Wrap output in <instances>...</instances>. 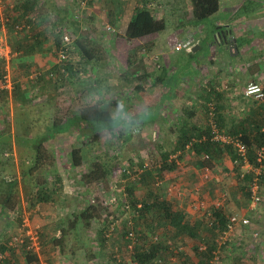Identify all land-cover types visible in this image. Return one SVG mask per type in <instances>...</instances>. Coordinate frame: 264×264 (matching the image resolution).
Wrapping results in <instances>:
<instances>
[{"label": "crops", "instance_id": "crops-1", "mask_svg": "<svg viewBox=\"0 0 264 264\" xmlns=\"http://www.w3.org/2000/svg\"><path fill=\"white\" fill-rule=\"evenodd\" d=\"M73 1L77 5H69L67 0H44V5H38L36 7V9H38L39 7L44 6V12L41 14V17L37 19L39 23L37 20L31 23L32 27L37 24H44V34L41 33L43 35V40L48 38L46 37L48 32L51 33L52 31L55 35V31L58 27L59 29L62 28L60 32L64 31L69 33L72 42L70 44V53L68 47L69 59L67 64L72 60L73 71L78 74H83L85 71L84 69L88 66L94 67L96 59H101L103 56L105 57V54L108 56L109 61H116V55L124 56L126 59L124 67H126L123 68L124 70L122 69V76H119L121 83L116 82L114 85L110 83L104 87L106 98L102 99L104 100L102 103L105 105L107 104V108L108 106H110V108H117L114 113L111 111L112 109H108L112 114H119L118 112H121L120 109L123 107L127 112L125 111L126 113L120 114L137 120L139 122L137 126L142 130L143 137L150 138L152 135H154V137L156 136V141L160 143L162 151L160 150V154L156 157L157 160L154 161V159H151L153 164H161L162 152H168V154L170 153V155H172L173 153L171 152L179 149V138L183 135L182 132L184 129H186L192 138L202 135V133L207 130L210 104L213 103L215 105L216 116H219L221 119L220 121L222 124L220 129L229 134L228 131L235 129L232 128L235 124L250 119L253 110L256 109L259 104L264 103V101H257L244 94L245 87L250 82H258L264 85V69H261L259 66V63H263L264 60V0H231L234 1L235 5H222L221 3L223 0H221L218 12L200 23L193 21L192 7L189 0H90L85 4H82V0ZM254 1L255 3L257 2L258 5H246ZM138 8L153 10L156 17L164 18L166 20L167 28L158 33L128 40L126 30ZM19 9L22 11L24 8L20 6ZM166 10L169 11L170 16ZM174 10H182V13L178 16L176 22L170 19V13L174 12ZM17 12L12 11V14L16 13L18 16L20 13ZM125 12H128L129 17L126 20H122V16ZM222 13L223 16L220 15ZM28 15L33 14L30 13ZM76 15L78 16L77 19ZM215 15L219 16L212 20L213 38L209 39L208 44L204 49L202 46L203 39L205 40L207 38L203 33V30L206 27L205 23L208 20H211ZM27 16L24 17L23 22L26 21L25 19ZM86 16H88V18H86ZM105 24H108L112 29H104L103 26ZM7 26L9 27L8 24L4 27L0 23V38L10 46L12 51L11 58L8 57V59H4L6 62V68H4L3 71L0 70L4 75H10L12 71V65L10 63L15 56H19L18 59L13 60L14 64L17 61L19 63V67H16L17 69H15V66L13 65L15 74L22 70L26 73L27 69V71H29L28 73H31L30 78H33V74L36 75L43 69L47 71L53 68V64L51 65V63L46 67H43L38 63V55L43 56L44 53L45 57L46 54L44 50H39L40 47H37V51H35L33 55H22L19 53L16 49H22L28 44V42L25 41L26 38L23 36L26 32H19V36L16 35V31L11 32L10 34ZM260 30H262L261 33ZM2 35L5 36L3 37ZM217 35H221L219 36V39L216 38ZM192 37H196V39L191 50L196 53L197 57L190 61L191 65L187 67L183 73H179L181 65H184L186 62H183L182 60L176 62L177 60L174 61V59L179 60L185 53H182L183 50L176 51L175 45L179 41L192 39ZM98 42L102 43L99 50L97 49L98 47H95ZM255 48L257 49L256 52L259 61H257L256 56L252 54V50ZM72 51L75 55L72 54ZM250 54L252 55L250 56ZM114 55L116 57H113ZM75 57L77 60L73 59ZM75 63L79 64L80 67L77 65L74 67ZM103 63L105 64V62ZM70 65L72 66V64ZM132 69L136 71L135 76L142 80V87L141 90H139V93L132 90L125 78L127 70ZM65 71L68 73V70ZM94 72H97L96 67L92 72V75L94 76L90 78L88 77L85 80L86 83L88 81L91 83L86 86L82 83V86L80 87L81 89L86 88L85 91H88V93H83V91L79 100H72L71 102L73 106L79 105L84 107L86 105H94L95 99L93 98L95 97L91 94L90 90H93L96 87L93 83L100 81V79L96 78ZM115 86H120L119 91L121 92L117 97L118 99H115L114 97L110 98L107 94L109 91H112ZM40 88L42 89L41 86ZM40 88L39 84L32 85L28 80L15 82L12 80L10 87L0 90V138L7 140L11 138L15 139V136L18 133H16L14 121L18 120L17 117L23 116L22 120L24 127H22L23 133H21L23 136L22 139H24L23 145L31 153L32 151L30 149L29 140L46 135L48 132V126H51L52 123L55 122V119H60L61 125H64L65 122L72 120L79 113L78 110L71 109L67 116H60L59 111H62L65 105L61 103L62 101L53 102L54 99L50 95L47 97L48 91L44 89V86V98L47 97L45 102L47 108H45V111L49 110V112L46 113L44 118L42 115L31 118L28 116V112L31 108V103L34 101L32 99V92L35 89H39L38 92L43 93V90L40 91ZM61 88L63 89L62 94H64L66 87L63 85ZM125 90L127 91L125 92ZM128 90L130 91V94H134L135 96H129V94H127ZM38 92L36 94H38ZM83 99L85 101H83ZM87 100L88 104H86ZM254 101L258 102L255 107H253L254 105L251 106V103ZM19 121H21V119ZM11 122L13 123L12 125L10 124ZM38 122H44L43 127L31 133V129H28L27 126H31V124L34 125ZM5 123L8 124L5 125ZM26 123H29V125L26 126ZM77 128L78 127L75 125H70L67 130L57 132L55 136L49 140L52 141L53 139L67 137L71 138L74 136V130ZM148 128L153 130H150L149 132ZM161 139L162 144L166 143V146L161 145ZM65 142H67V140H64L63 143ZM44 145L54 153L55 165L53 168L57 170L56 172L57 174L59 173L58 176H60V181L58 183L55 182L54 177V184L51 185L50 182H48V177L44 184L48 190V195L53 191L52 189L56 191L53 192L52 195H49L48 202L40 201L42 202L41 205H43V209L46 210L49 209L48 204L50 205V203L55 207L56 203H69L68 201L72 200L73 197L62 194L65 187V180L62 178L59 171L62 167V159L59 160V156H57L58 152L54 151L52 145H47L46 142ZM69 145L70 147H68ZM69 145H60V151L63 147L65 148V152L70 154V151L73 148L83 146L79 144L73 146V142ZM13 146H16V140H14ZM184 152L185 159L183 165L178 167V169H185L186 166H189L188 161L191 159V164H194V170L198 171V173L202 172L201 177L205 182L206 179L203 178L205 170L211 171L213 169L218 170L221 167L224 168V165H226L224 160L229 163V167H232V162L235 159V156L232 158L224 150L222 157L217 158L215 161L213 160V166L209 167L205 164L206 161L203 159L204 155L196 154L195 151L187 149H185ZM61 153L64 154V152ZM143 161V163H145L147 160L144 159ZM69 163L76 170L82 168L84 164L83 162L79 166H74L72 164V159H69ZM168 172L170 174L172 173V171ZM168 172H164L162 177L165 183L166 178L169 177ZM231 174L233 175V170ZM82 177L83 174L79 176L77 182H79L81 185L80 187H82L83 190L86 189V191H89L91 189V183H85L86 181H84ZM175 180L176 179H174L173 182H176ZM173 182V187L168 188L169 191L175 190L176 186ZM163 183L160 188L155 186V182L152 183V186L154 189H159L162 195H166ZM170 184L168 185L170 186ZM237 184L239 183L236 182V185ZM236 185L234 187H236ZM149 188H151L150 185L143 184L140 185L138 189L145 190L146 192ZM237 194L240 193L237 191ZM1 195L0 207L2 206L5 210L4 213H0V221L3 219L6 220V228H9L11 224L10 221H13L12 219H16L18 216H21L23 226L29 225V217L24 216L27 215L26 211L23 210L22 213L20 209H17L14 206L17 200L13 192L10 193L8 197L7 194ZM76 196L77 199H75V201L81 205V194L77 193ZM190 197L193 200L197 199L194 195ZM170 200L176 203L173 198ZM24 202H26V200H24ZM36 206L40 207V204ZM84 209L85 208L83 207V210ZM187 210L190 211L189 213L192 217L194 216V219L198 218L195 213H193L194 209L191 208L190 202L187 205ZM72 212L70 214L71 218L73 215ZM222 212L225 214L224 209ZM29 214L31 215V212H28V216ZM1 227L2 225L0 226V248L3 246L4 248H7L8 242L11 238H13L14 235H19L22 232V229L19 228L17 231L14 229L15 232L10 234L11 236H6L4 233L5 228L3 231ZM258 227L259 226H257L255 222H252L250 229L252 232H258ZM64 228V225L61 226V229L58 228L57 233L62 235L61 233H63ZM65 231L66 232L64 233L66 235L63 237L59 236L55 243H45L43 246L54 247L61 255H63L65 244H67L66 236L69 233H73L71 240L73 243H77L78 240H80L78 237V231L69 228H66ZM248 235H244L243 238L241 237L242 240H245L246 238L248 239V245L245 247L246 251L252 255V257H249L248 263L253 264V260H255V264H263L260 263L258 259H254V256L257 252L256 257L261 255V258L264 260V251L260 252L261 250H264V238L262 239L260 234L258 237H253L251 234ZM242 240L239 243H244ZM93 242L96 244L98 243V246H93V251L88 253V255H83L84 253H81L80 255V250H72L69 253L70 258H67V255L64 254L63 259L66 260L67 263L71 261L70 263L72 264H122L118 262L120 261V258L116 257V255L119 254H113L114 252L109 240L103 244H101V242L99 243V241ZM81 244L84 245L85 243L81 242ZM114 249L117 252H124V250H126L125 243L123 242V244L116 246ZM104 250L109 252L108 254L105 253L107 257L101 258V251H103L104 255ZM14 252H16L15 255L24 254L22 248H19L18 251L13 250L12 254ZM40 253L37 254L38 260L36 264H54L53 260L49 259L48 261L47 258L49 257H45L44 259V254L41 256ZM76 254L80 259H78ZM49 255L50 253L47 254V256ZM13 258L16 261L14 254ZM23 259L25 263H28L26 257ZM16 262L22 264L21 262ZM57 262L58 263H55L64 264V262L59 259Z\"/></svg>", "mask_w": 264, "mask_h": 264}, {"label": "rangeland", "instance_id": "rangeland-1", "mask_svg": "<svg viewBox=\"0 0 264 264\" xmlns=\"http://www.w3.org/2000/svg\"><path fill=\"white\" fill-rule=\"evenodd\" d=\"M67 1L69 5H77L73 0H67ZM221 4L222 5H233L234 1L223 0ZM37 5H44V0H38ZM246 5H258V3L257 2L255 3L254 1ZM71 9H72V6H71ZM19 10L20 9L18 8V10H15V11L16 12L18 11L17 13L21 14L22 12L21 10L20 11ZM166 11L169 15V11L168 10ZM8 12L9 11H6V15L10 14L11 18L17 17L16 13L12 14V12L11 13H8ZM43 12H44V6L39 7L38 9H36L35 12H31V14H33V16H36V18L38 19L39 17H41V14ZM181 13H182V10L180 11L174 10V12L170 13L171 14L170 19L176 22L178 20V16ZM223 13L220 15L223 16ZM218 16L219 15L213 16L211 20H208L205 23L206 27L203 30V33L205 34L204 36H206L207 38L205 40L203 39L202 46L204 47V49L206 45L208 44L209 39L213 38L212 20ZM128 17H129L128 12H125V14L122 16V20L124 19L126 20L128 19ZM86 18H88V16H86ZM40 22H44V21H40ZM7 24L9 26L10 24H12V29H14V25L12 22H8ZM7 28L9 29L8 26ZM43 29H44V24L42 25V23L34 25L33 27H31L30 31L26 32L25 35L23 36L26 38V40H32V38L37 37L38 34L43 33L44 31ZM13 31L14 30H12V32ZM261 32L262 30H260V33ZM9 33L11 34L10 30H9ZM117 34L120 35L119 33ZM47 37L48 38H45L43 40V43L39 46L40 47L39 50L40 51L44 50V52L46 53L45 57H44V53H43V56L38 55L39 56L38 63L41 64L43 67L44 66L46 67L47 65L49 66L51 63V65L53 64V68L47 71L44 69L41 70L40 73H38L42 75L41 80L35 79V76H36L35 74H33L32 76L33 78H30L31 73L29 74L28 73L29 71H27V69H26V73L23 72L22 70L15 74L14 71L15 69H17L16 67H19L18 61L15 64L13 62L14 59L19 58V56L18 57L15 56L12 58L13 60L11 59L12 61L10 64L12 65V68H11L12 71L10 73V76L12 74L11 81L13 80V82L20 81V80H23V81L28 80V82H30L32 85L39 84V88L40 86L42 87V89L40 88V91L43 90V87L45 86L44 89L48 91L47 97H49L50 95L54 99L53 102L62 101L61 103L65 105L64 109L62 111H59L60 116H63V117L67 116L70 113L71 109L80 111V109L83 107L79 105L73 106L71 101L79 100L80 95H82L83 93H86V94L88 93V91H85L86 88L81 89L80 87L82 86V83H84L85 86L91 83L90 81L86 83L85 80L88 77L90 78L94 76L92 75V72H93V69H95V67L97 71L96 73L94 72L95 76L97 79H100V81L93 83L95 84L96 87L94 88L93 86L94 89L90 90L91 94H93L95 97L93 98L95 99L94 105L102 104V102L104 101L102 99L106 98L104 94V91H105L104 87L106 85L110 83L114 85V83L116 82L121 83V80H119V76H122V69L126 67V66L124 67V65L126 64V59L124 58L123 55H120V56L116 55L117 56L116 61L114 60L109 61L108 56H106L105 54V57L103 56V58L101 59H96V62H94V67L88 66L87 68H85L84 69L85 71L83 72V74L75 73L73 71L74 68L71 69V67H73V62L72 60H70L68 65H67V62L65 63V65H61L65 68L66 66L67 68L69 67L68 73L67 71H63L62 74H59L58 69L55 70L56 67L59 68L61 66L58 61L59 59L58 49L56 48V42L54 40L55 38L54 32L52 31L51 33L48 32ZM195 39L196 37L194 38L192 37L193 43L195 42ZM26 42L29 43V41H26ZM101 45L102 43L98 42V44H96L95 47H98L97 49L99 50L101 48ZM70 50H71V45L69 46V53H70ZM252 51H253L252 54L256 56V60L259 61V58L256 52L257 49L255 48ZM182 53H185V54L179 60L174 59V61L177 60L176 62H179L181 60L183 62L184 61L186 62L184 63V65H181V69L179 70V73L181 72L183 73L185 69L191 65L190 61L197 57L196 53H194L192 50H183ZM72 54H73V51H72ZM252 54H250V56ZM73 55H75V53ZM116 56L114 55L113 57H116ZM73 59L77 60L76 57ZM102 61L105 62V64ZM70 64H72V66ZM13 65L15 66V69H13ZM75 65L80 67L79 64L77 63L74 64V67ZM259 66L261 69H264V60H263V63H259ZM4 68H6V62L0 61V69L3 70ZM2 76L3 75L1 74V71H0V77ZM55 77L56 78L58 77L57 81L54 80L56 79ZM63 85L66 87L64 94H62L63 89L61 88ZM38 90L39 89H35L32 92V99L34 101L31 103V108L29 109V112H28V116H30L31 118H35L38 115L39 116L42 115V117L44 118V116H46V113L49 112V110L45 111V108H47V106H45L47 97L44 98V90H43V93L42 92L39 93ZM119 90H120V86L118 87L115 86L113 87V90L109 91V93L107 94L110 98L114 97L115 99H118L117 97L119 93L121 92ZM126 91L127 90H125V92ZM37 92L38 94H36ZM129 92L130 91L128 90L127 94H129V96H135L134 94H130ZM83 101L85 100L83 99ZM257 103L258 102L254 101L251 103V106L254 105L253 107H255ZM86 104H88V100ZM108 109H112L111 111L114 113L116 112L117 108H110V106H108ZM22 117L23 116L17 117L18 120L14 121V125L16 127V133L18 134H16L15 139L13 138L9 139L11 141L12 146L10 147L9 150L8 149L5 150L3 156L0 155V182L5 181L4 184L0 185V195L4 194V193H1V191L3 190V187L6 188L7 186L6 183L8 184L12 182V184H14L12 187V192L15 195V198L17 200L14 206L17 209H20L22 213H23V210H25L27 215H24V216L29 217L28 218L29 227L33 228L34 230L39 231L40 242L42 245L41 249L43 250L42 251L40 249L39 251V253L41 252L40 255L43 256L44 254V259L45 257L46 258L49 257L47 258V260L48 261L49 259L53 260L54 264L58 263L57 262L58 259L64 262V264H72L70 263L71 261L67 263L66 260L63 259L64 254L67 255L66 256L67 258H70L69 253L72 250H76V251L80 250V255L81 253H84L83 255H88V253L93 251L94 247L98 246V243L96 244L93 241H99L100 236L98 234V231L102 229L104 225H108L109 229L111 227H114V231H113L114 233L109 239V242L111 243V247L114 252L113 254L115 253L117 254V251L114 248L116 246L123 244L124 231L126 229H129L130 227L129 223L131 221L134 222L132 213H130L129 211L127 212L120 211L121 205L119 202L113 205H109V206H103L101 202H98V205L90 206L94 212V215H96L95 218L91 220L89 227L86 225H84L83 227V224L80 223L81 228H79V231H78V237L80 238V240H78L77 243L75 242L73 243V241H71L73 233H69L66 236L67 244H65L63 255H61L54 247L53 248L49 246L44 247L43 244L55 243L56 239L59 236L61 237V235L57 233L58 228L61 229L62 225L68 227V225L71 223L70 221L71 212L73 211L72 212L73 214L79 216L80 213L83 212V207L86 208L87 206H89V199L92 196H96V198L99 201H101L102 198L104 199V198H108L111 195H116L117 198L122 201L125 198V196L128 194V187L130 186L128 180H131L132 178L129 179L127 177H121L120 175L121 169L123 168L127 169L129 167L127 166V164L132 163L134 166L133 170L137 171V169H139L138 168L139 163L140 162L143 163L144 159L149 161L150 164L152 163L150 161L151 159L152 160L154 159V161L157 160L156 157H158V154H160V150L162 151V148L160 147V143L156 141L157 139L156 136L154 137V135H152L150 136V138L143 137L142 130L139 128V126H134L133 138L129 140L127 143L122 145L120 143V140H118V137H116V135L114 134L104 133L103 137L99 139H93L94 135L91 131L84 129L81 126L80 127L78 126V128L74 130L75 132L74 136L71 138L69 137L58 138V139H53L52 141L50 140L46 141L47 145H50V146L52 145V147L54 148V151L58 152L57 153L58 155L57 154L56 155L59 156V160L62 159V162H61L62 167L59 170L62 178H64L65 180V187L62 191V194L68 195L69 197H73V198L72 200L68 201L69 203H65V202L56 203L55 207H53L54 205L49 202L50 203V205L48 204L49 209L44 210L43 205H41L42 202H40V200H36L37 196L35 195L36 189L38 188L37 184L35 183L37 179L35 175L37 174V172L42 173L43 169L37 171L34 174V176L33 174H28L27 176L26 173H28L29 166L32 163L33 154L23 144L19 145L18 143V141L23 143V139H22L23 136L21 135V133H23L22 127H24L23 126L24 123H23ZM20 119L21 121H19ZM43 123L38 122L34 125L31 124V126H27L29 125V123H26V126L28 129H31L30 132L33 133L35 130L41 129V127H43ZM7 124L5 123V125ZM10 124L12 125L13 123L11 122ZM148 130L150 132V130L152 131L153 129L148 128ZM14 140H16V146H13ZM64 140H67V142L63 143ZM109 140H113V141L110 142ZM164 140H167V139H164ZM72 142H73V146H77L78 144L83 145L82 150L84 149L83 153L85 154V159H84V164L82 168H79V170H76L75 168H73V166L70 165L69 159H71V155L65 152V148L62 147V150L60 151V145L62 144L69 145ZM161 145L166 146V143L162 144V139H161ZM68 147H70V145ZM61 152H64V154H62ZM224 161L226 164L224 165L225 166L224 168L221 167L218 170L213 169L211 171H208L209 173L208 180H206V182L201 177L202 172L198 173V171L194 170L193 168L194 164H191V159L188 161L189 166H186L185 169L172 170L171 174L168 172L169 177L166 178V183L163 181L164 190H166V195L164 194L163 197H165L168 200L173 198V200L176 201L175 203L176 208L181 209L184 213H186L187 215L185 214V216L187 217V220L189 221H192L194 219V216L192 217L191 214L189 213L190 211L187 210L188 203L191 200H193L190 196L194 195L197 198L196 200L198 201L204 200L206 202L208 210H196V211L193 210V213H195V215L198 217L197 219H200L202 221V228L200 231L199 239H201L200 242L203 244L207 243L206 241H211L213 238H216L217 236L218 232H216L215 229L214 230L211 229L210 224H209L210 222L208 223V216L206 215H207V211H210V210L213 211L212 202H214L215 199L219 197L221 193H223V191L227 192L229 195L228 202H226V206L223 208L225 214H230L232 212L239 211L241 207L247 206V202H246L247 193H246V188L244 187L245 186L244 181H241L239 177L237 178L235 175L237 171L233 168V166L229 167V163L226 160ZM94 162L108 163V165L110 166L111 172L109 173V176L106 179L107 180L106 183H103V182L100 184L95 183L96 185L91 183V189L89 191L88 190L86 191V189L83 190L82 187H80L81 185L77 181H78L79 176L83 174L84 172H86L87 170H89ZM232 170H233V175L231 174ZM53 174H55V172ZM53 174L50 177L48 176L49 177L48 181L50 182L51 185L54 184ZM48 177H46L45 179H47ZM154 178L152 177V181L154 180ZM40 179L41 181H43L44 177ZM174 179H176L175 180L176 182H173ZM132 180H133L132 182H134L135 186L137 187L136 197L142 200L146 192L145 190H141V189L139 190L138 188L140 187V185H143V184L147 185V184L144 182L139 183V181H137L136 179L135 180L132 179ZM234 180L239 184L237 185L235 184L236 187L230 189L229 182L234 181ZM172 182L175 184L176 187H175V190L169 191L168 188L169 187L172 188V185H171ZM42 184H43L42 187L44 188V181ZM168 184H170V186ZM101 187H103L104 193L103 191H101ZM261 188H262V194H263V202L259 205L257 212H255L254 217H253V222H255L257 226H259L257 230H258V233L261 235L260 237L263 239L264 238V177L263 175H262ZM52 190L53 191H51L49 195H52L53 192H56L54 191V189ZM237 191L240 194H237ZM77 193H80L82 196L81 205H79L77 201H75V199H77V196H76ZM24 200H26V202H24ZM38 204H40V207L36 206ZM76 207H77V210H76ZM4 210L5 209H3L1 206L0 213H4ZM28 212H31V215L29 214L28 216ZM47 212H50V213H47ZM121 212L122 214H120V216L117 217L116 216L117 213H121ZM12 220L13 221H10L11 224L9 228H6L5 219L0 221L2 222L0 223V226L2 225L1 229H3L4 231V228H5L4 233L6 236H11L10 234L15 232L14 229H16L17 231L19 228L21 229L24 228L23 223H22L23 221L21 220V216H18L16 217V219L14 218ZM135 227H137V224L135 225ZM138 229H141L144 231L143 227L138 228ZM156 231H159L161 233L160 242L168 246L170 250L168 251V254L164 257L162 264H180L182 258L179 256L181 254H183L181 255L183 258L186 256L190 261L194 262L198 260V255L195 253V250H194V246L198 244L197 242H194L192 239L186 236L179 237L174 232V229L171 227H161L160 229L158 228V230ZM248 234H251V235L253 234L250 228H244V227L238 228L235 231V233L232 235V241H233L232 243H234L232 247L233 248L237 247V244H239L243 236L248 235ZM243 241L244 243H246L245 245H248L247 238L245 240H242V242ZM81 242L85 243L84 245L86 246L82 245ZM89 243H92V244H89ZM176 246H179L180 250H179V255L174 256V252H176V249L179 248V247L176 248ZM240 246L241 245H238L237 247L238 249L236 248L231 249L232 247L227 248L228 250H231L229 252H227L228 250H226L225 252L222 251L221 259L223 260H220V261L217 260L216 262L218 261L219 262L218 263L214 262V264H231L230 262L231 260L229 259L230 257L231 259L232 257L234 258L235 255H237V252L239 253L241 251L239 249ZM263 251L264 250H261L260 252H263ZM108 252L109 251L106 252L104 250V255H103V251H101V254H100L101 258L107 257L105 253L108 254ZM15 253L16 252H14L13 254L16 257V261L21 262L22 264L25 263L23 259L25 258L24 254L15 255ZM48 253H50L49 256H47ZM119 254L121 255V258L125 257L126 258L125 260H130L133 258L132 255L126 250H124V252L119 251ZM256 254L257 252L255 253L254 258L258 259L260 263L264 264V260L263 258H261L262 256L260 255L256 257ZM246 257H252V255L248 253L246 254ZM78 259L80 258L78 257ZM245 262L248 263V259Z\"/></svg>", "mask_w": 264, "mask_h": 264}, {"label": "trees", "instance_id": "trees-1", "mask_svg": "<svg viewBox=\"0 0 264 264\" xmlns=\"http://www.w3.org/2000/svg\"><path fill=\"white\" fill-rule=\"evenodd\" d=\"M220 1L221 0H189L192 7L193 21L196 23H200L210 18L220 9ZM37 4L38 0H23L21 7H23L24 9L21 11L22 13L19 14L17 17L11 18L13 25L14 21L15 23H22L25 16H27L31 12H35L36 7L38 6ZM166 28V20L164 18L156 17L153 10L147 8H138L127 27L126 36L128 40H133L147 36L149 34L161 32ZM9 30L10 32H12V24H10ZM60 30H62V28L59 29L58 27L54 35V40L56 42L57 49H59L62 40V33L60 32ZM16 35H18V33H16ZM25 41H29L27 46L23 47L22 49L16 50H18V52L22 55H33L34 52L37 51V47H39L43 43V35L38 34V36L32 38V40L25 39ZM56 69H58L59 74H62V67H56L55 70ZM71 69H73V67H71ZM65 70H69V67L67 68L66 66ZM2 71L1 74L4 75ZM135 75V70H127V72L125 73V78L132 90L134 92L139 93V90H141L142 87V80ZM35 78L37 80H41L42 75L37 73ZM57 78L52 79L57 81ZM125 111L126 110L124 109V111L118 112L119 114H112L108 110L107 104L105 105L102 103L100 105H86L80 109L78 115H76L72 120H68L67 122H65L64 125H61L60 119H55V122H53L51 126H48V132L46 135L29 140L30 149L33 154V160L29 166L28 173L26 174L27 176L28 174H33L34 176L37 171L43 169L42 173L37 172V174L35 175L37 178L35 183L38 187L35 192V195L37 196L36 200H40L42 202L49 201L47 189L45 186L44 188L42 187L43 181L44 184L46 183V177L52 176V174L55 172V174H53V177H55V182L58 183L60 181V176H58L56 172L57 170L53 168L55 165V155L52 151L45 147L44 143L49 139L53 138L57 132L67 130L70 125H75L77 127L81 126L84 129L91 131L94 135L93 139H99L103 137L104 133L114 134L116 135V137H118V140H120V143L123 145L133 138L134 126H137L139 124L137 120L131 119L130 117L122 116L120 114L127 112ZM220 120V117L216 116V121L218 125L220 124L219 127L222 124ZM232 128L235 129L228 131L229 134L240 135L242 141L248 145L250 160L255 163L256 150L258 148L264 147V103L259 104L256 109L253 110L250 119L235 124ZM182 134L183 135L179 138L180 143L178 144V150H184L186 145L195 138H192V136L188 134L186 129L183 130ZM203 135L207 136L205 140H201V137ZM195 139H197V141H194L192 143L191 148L193 151H195L196 154H208L209 159L206 160L205 164H207L209 167L213 166V160L215 161L217 158L222 157L224 150L232 158H234L235 156L234 150L231 146L222 147L219 142L212 139L211 131L208 126L207 130ZM109 141L112 142L113 140ZM20 144L24 143L19 142V145ZM11 146L12 144L10 140L0 138V155L3 156L5 150H9ZM82 148L83 146L75 147L71 150L70 155L72 159V164L74 166H79L84 162L85 154L83 153L84 149L82 150ZM178 150L176 149L171 153H175ZM169 157L170 153L168 154V152H162V161L159 165H156V163H154L152 167L148 168L145 167L142 162H140L138 167L139 169H137V171H134L133 164L128 163L127 166H129V169H121V177H127L131 179V174H133L137 176L136 180L139 181V183L144 182L147 185L151 186V188L146 191L144 198L140 200L136 197L137 187L135 186L134 182H132L133 180H128L130 186L128 187L127 196L129 199L128 202L130 203L132 211H134L133 213L135 215L133 217V224L135 223L134 226L137 224V229L143 227V235H146V237L149 236L148 234L154 233L156 230H158V228L160 229L161 227H171L174 229V232L179 237L186 236L192 239L194 242H197L198 244L194 246V250L195 253L198 255V260L194 262L190 261L185 255V257L183 258L181 256L183 254H181L179 256L182 258L180 264H214L213 261L215 260V252H219L218 260H223L221 259L222 251L225 252L226 250H228L227 248H231L234 243H232L231 246H228V244L220 248H218L217 246L218 244L216 242V238H213L211 241H206L207 243H201V239H199V237L202 228V221L200 219H194L193 221L187 220L185 213L181 209L176 208L174 202L163 197L161 191L159 189H154V187L152 186V183L155 182L157 176L159 178H162L164 172L178 169L175 160L170 162ZM140 169H142L143 171H140ZM127 170H131L132 172L130 174H127ZM110 172L111 169L108 163L94 162L91 168L83 173L82 179L86 181L85 183H106V179L108 178ZM262 175L264 177V172ZM42 177H44L43 181H41L40 179ZM152 177H155L153 181ZM246 178H249V176H247ZM4 182L5 181L0 182V185L4 184ZM6 185V188L3 187L1 193L7 194L8 197V195L12 193V187L14 184H12L11 182L8 184L6 183ZM244 187L246 188V186ZM119 203L121 206L124 205V203L120 199ZM139 204H141L140 208L137 207ZM90 206L95 205L89 202V206H87L83 210V212L80 213L79 216L75 214L72 215V218L70 220L71 223L68 225V227L65 226V228L63 229V233H61L62 237L66 235L64 233L66 232V228L79 231V228H81L80 223L83 224V227L84 225L89 227L91 220L94 219L96 216L94 215V212ZM121 210L122 209L120 208V211ZM222 211V209L213 211V216L215 217L218 223L216 222L215 226L210 227L211 229H215V231L218 232L217 235L219 234V231L226 226L227 222V215H225ZM127 230L128 229L124 231V234L127 232ZM108 232V225H104V227H102V229L98 231V234L100 236L99 243L101 242V244H103L104 242L110 239L109 237H107ZM245 244L246 243L238 244L241 245L239 248L241 251L239 253L237 252V255H235L234 258L232 257L231 259L230 257L229 260H231V264H249L244 262L247 259L249 260V257H246V253H248V251H246L245 246L247 245ZM201 245L205 246L204 250L200 249ZM177 247L179 246H176V248ZM237 247L234 248L238 249ZM21 248L25 257L27 258L28 263H33L34 261L37 262L38 257L36 254L27 251L25 247ZM234 248L232 247L231 249ZM0 249L2 251L7 250V248H4V246ZM179 250L180 247L176 249V252H174V256L179 255ZM168 251H170L168 246L162 244V242H157L156 244H153L148 250H141L140 248H136V252L133 255V259L137 262V264H162V261L164 260V257L168 254ZM229 251L231 250H228L227 252ZM254 261L255 260H253V264H255ZM218 262L215 261V263Z\"/></svg>", "mask_w": 264, "mask_h": 264}, {"label": "built area", "instance_id": "built-area-1", "mask_svg": "<svg viewBox=\"0 0 264 264\" xmlns=\"http://www.w3.org/2000/svg\"><path fill=\"white\" fill-rule=\"evenodd\" d=\"M90 0H82V4H85L86 2H89ZM23 0H0V23L4 27L8 22H11L10 14L6 15V11H9L8 13H11L12 11L18 10V8L21 6ZM76 15V19H77ZM26 21L23 23H15L14 24V31L16 33L19 32H28L30 31L32 27V22H35L37 20L36 16L28 15L25 19ZM104 29L111 30L112 28L108 25H104ZM62 33V40L61 45L58 49V61L60 66L65 65V63L69 59L68 54V47L72 42V39L67 32H61ZM194 43L192 42V39H185L183 41H179L175 45L176 51H182V50H191ZM11 48L10 46L4 42L0 38V61H5L4 59H8V57L11 58ZM61 71H65V67L61 66ZM11 86V77L8 74L3 75L0 77V90L5 89ZM258 89V91H257ZM245 96L254 98L257 101H264V85L258 82H250L246 85ZM208 127L211 131L212 139L219 142L222 147H228L231 146L234 150L235 159L233 160V168L237 171L236 177L241 179V181H244L246 186V202L247 206H243L240 208L239 211H235L229 215H227V222L226 226L219 231V234L216 237V242L218 248L228 245H232V235L235 233V231L238 228H250L253 217L255 212H257L259 205L263 202V194H262V174L264 172V147L258 148L256 150V162L253 163L249 158V148L248 145L245 144L242 139L240 138V135H231L228 133H225L222 131L216 121V113H215V105L212 103L209 106V119H208ZM207 138L206 135H203L201 137V140H205ZM194 141H197V139H193L191 142H189L185 149L192 150L191 146ZM184 149V150H185ZM184 150H178L177 152L173 153L169 157V161L175 160V163L177 167H181L183 165V161L185 159ZM203 159L206 161L209 159L208 154H204ZM152 162V160H150ZM153 163H149V161H145L144 166L145 167H152ZM158 165V163L156 164ZM123 168L122 170H124ZM140 171H143L140 169ZM206 171V172H205ZM203 177L208 180V171L205 170ZM131 171L127 170V174H130ZM249 176V178H246ZM132 179H137L136 175L131 174ZM236 182V181H235ZM163 183V179L156 177L155 180V186L157 188H160ZM236 184V183H235ZM234 181L229 182L230 188H233L235 186ZM172 185V184H171ZM173 187V185H172ZM101 191H103V187H101ZM104 193V191H103ZM229 195L227 192L223 191L219 197L215 199L214 202H212V208L214 210H223V208L226 206V202H228ZM128 196L126 195L125 198L122 200L124 203L123 206H121L123 212L129 211L132 213V217H134V211H132L131 205L128 202ZM89 202L93 205H98V202H101L103 206H109L113 205L115 203L119 202V199L116 195H111L108 198H102L101 201H99L96 196H92L89 200ZM191 208L196 210H208L206 202L204 200H191L190 201ZM138 208L141 207V204L137 206ZM121 213H117V217L120 216ZM137 215V214H136ZM208 216V223L210 226L216 225V219L213 216V211H207ZM218 223V222H217ZM130 227L127 230V232L124 234V243L126 247V251L129 252L132 257L136 252V248H140L141 250H148L153 244H156L157 242H160L161 240V233L159 231H155L154 233L148 234L149 236L146 237V235H143V231L140 229H136L135 226H133V221L130 223ZM114 227H111L109 229V232L107 234V237L111 238L113 235ZM139 231V232H138ZM253 237H258L259 233L257 231L253 232ZM25 247V249L33 254H38L42 245L40 242V233L37 230H34L33 228H30L29 225H25L22 229V232L19 235H14L13 238L8 242L7 250L2 251L0 249V264H20L17 263L12 255V251H18L19 248ZM201 250L205 249L204 245L200 246ZM219 252H215V261H217L219 258L218 256ZM119 254V252H117ZM116 257H119L120 263L122 264H137L134 259L125 260L126 258H121V255H116ZM23 264H36V261L33 263H23Z\"/></svg>", "mask_w": 264, "mask_h": 264}, {"label": "water", "instance_id": "water-1", "mask_svg": "<svg viewBox=\"0 0 264 264\" xmlns=\"http://www.w3.org/2000/svg\"><path fill=\"white\" fill-rule=\"evenodd\" d=\"M218 34H219V33H218ZM220 34H221V33H220ZM219 36H221V35H217V36H216V38H218V39H219ZM225 37H226V36H225ZM220 39H221V37H220ZM227 40H228V39H227Z\"/></svg>", "mask_w": 264, "mask_h": 264}, {"label": "clouds", "instance_id": "clouds-1", "mask_svg": "<svg viewBox=\"0 0 264 264\" xmlns=\"http://www.w3.org/2000/svg\"><path fill=\"white\" fill-rule=\"evenodd\" d=\"M257 91H258V89H257ZM120 110H121V111H124V108L122 107Z\"/></svg>", "mask_w": 264, "mask_h": 264}]
</instances>
